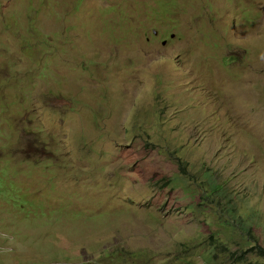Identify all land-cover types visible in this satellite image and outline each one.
<instances>
[{
	"label": "rangeland",
	"instance_id": "rangeland-1",
	"mask_svg": "<svg viewBox=\"0 0 264 264\" xmlns=\"http://www.w3.org/2000/svg\"><path fill=\"white\" fill-rule=\"evenodd\" d=\"M262 249L264 0H0V264Z\"/></svg>",
	"mask_w": 264,
	"mask_h": 264
},
{
	"label": "trees",
	"instance_id": "trees-1",
	"mask_svg": "<svg viewBox=\"0 0 264 264\" xmlns=\"http://www.w3.org/2000/svg\"><path fill=\"white\" fill-rule=\"evenodd\" d=\"M31 30H33V28H31ZM155 36V35H154ZM24 50L25 51H31L30 48H28L27 46H24ZM177 163L180 167V170L183 174L189 176V170H188V163L187 162H184L181 158H177ZM207 191H209V188L207 189ZM206 196L203 197V202H202V206H204L206 203L205 202H208V201H211V195L210 194H205ZM214 201V200H213ZM212 201V202H213ZM220 249L222 248V252L224 251L223 254H227L225 256H228L231 258H235L236 255L235 253H230L231 249H228L226 248L225 246L223 245H219L218 246ZM262 253L264 254V249L261 250ZM244 255V254H243ZM243 256H239L237 257V259L240 261V259H242ZM146 257H142L141 254L139 253H133V252H116V253H113V254H109L108 255V262H110V264H117V260H118V263L119 264H142L140 263L141 260H145Z\"/></svg>",
	"mask_w": 264,
	"mask_h": 264
}]
</instances>
